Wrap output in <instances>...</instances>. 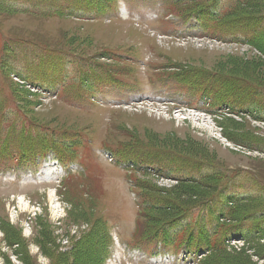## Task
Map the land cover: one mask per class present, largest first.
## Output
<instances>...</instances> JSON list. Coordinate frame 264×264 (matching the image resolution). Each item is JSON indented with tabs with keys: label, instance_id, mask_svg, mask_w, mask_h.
I'll return each mask as SVG.
<instances>
[{
	"label": "rangeland",
	"instance_id": "rangeland-1",
	"mask_svg": "<svg viewBox=\"0 0 264 264\" xmlns=\"http://www.w3.org/2000/svg\"><path fill=\"white\" fill-rule=\"evenodd\" d=\"M0 90V264H264V0H0Z\"/></svg>",
	"mask_w": 264,
	"mask_h": 264
},
{
	"label": "trees",
	"instance_id": "trees-1",
	"mask_svg": "<svg viewBox=\"0 0 264 264\" xmlns=\"http://www.w3.org/2000/svg\"><path fill=\"white\" fill-rule=\"evenodd\" d=\"M17 49H18V47L13 52L11 51V56L8 57L9 59L12 57V55L14 53L17 52ZM10 66H13V65L10 64ZM36 70L37 69L33 68V70L31 72L33 73ZM41 72L43 73V75H47L48 70L44 69V70H41ZM34 81H38V80H34ZM11 101L16 103V100L13 99L11 93H10V95H8L5 92L0 90V134L2 132V124L6 120L7 112L9 111V108L12 106ZM25 133H26V129H24V131H23V141H24ZM33 138H34L33 133L31 131H29L28 136H27V142L24 141L29 146L30 152L33 151V149L35 150V147L41 148V149H43V151H46L50 148L48 136L46 133H44L42 131H37V140H33ZM52 143H54V145L57 146L55 140H53ZM191 209L192 208L186 209V210L189 212Z\"/></svg>",
	"mask_w": 264,
	"mask_h": 264
}]
</instances>
